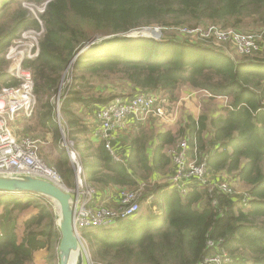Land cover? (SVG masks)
<instances>
[{
  "label": "trees",
  "instance_id": "trees-1",
  "mask_svg": "<svg viewBox=\"0 0 264 264\" xmlns=\"http://www.w3.org/2000/svg\"><path fill=\"white\" fill-rule=\"evenodd\" d=\"M25 2L45 4L39 14L42 24ZM257 16L255 22L264 24V0H0V89L19 84L8 73L5 57L12 39L27 28L44 29L39 55L25 62L38 102L24 122V133L52 134L61 153L48 164L68 188L75 187V167L62 146L63 129L78 153H95L97 168L86 170L88 184L135 190L139 204L152 200L150 208L158 198L161 215L152 210L148 218L138 215L96 232L83 230L97 264H206L213 255L222 264H264V58L249 64L258 58H231L205 41L126 36L142 28L196 27L205 21L222 29L244 28ZM70 69L73 80L67 84ZM184 85L226 95L231 103L209 122L206 116L190 118L198 128L190 126L185 137L190 156L206 162L209 173L227 177H209L207 184L193 181L181 194L170 182L149 183L171 161L160 146L149 164L145 139L135 138L133 155L116 161L106 142L91 136L89 115L117 97L148 94L161 103L173 100ZM119 86L130 92L123 97L105 94ZM210 125L213 144L208 146L202 133ZM140 180L146 182L142 188ZM222 181L242 183L247 205L219 191ZM46 198L0 195V264H29L42 248L55 256L52 245L59 242L60 226L43 202ZM31 206L37 211L20 223L18 215Z\"/></svg>",
  "mask_w": 264,
  "mask_h": 264
},
{
  "label": "built area",
  "instance_id": "built-area-1",
  "mask_svg": "<svg viewBox=\"0 0 264 264\" xmlns=\"http://www.w3.org/2000/svg\"><path fill=\"white\" fill-rule=\"evenodd\" d=\"M43 8L40 12H43ZM42 24L37 13H33ZM184 35L195 39L230 41L235 50L243 55H250L260 48V38L255 34L242 33L234 28L222 29L219 26L208 27L177 26ZM36 30V29H35ZM23 30L7 48L6 59L11 62L8 73L19 80L17 85H6L0 89V175L18 176L30 175L48 180L64 191L71 193L74 199L75 230L83 240L81 234L84 229L110 226L118 220L128 219L137 214L140 206L137 203L138 193L135 191H124L117 211L97 210L93 207L96 189L88 184L86 170L79 153L76 149L69 151L71 163L75 167L76 185L68 188L56 168L45 161L41 154L39 140L29 136L19 137L14 130V123L19 118L28 119L33 116L38 99L34 91V79L32 71L25 67V62L36 58L40 53V40L43 29ZM67 84L73 80L72 69L67 71ZM65 83V84H66ZM63 84V83H62ZM203 91L212 99H227L226 95L214 94L206 89ZM164 102V101H163ZM58 106L60 101L57 102ZM165 105H158V99L152 95L139 94L133 99L125 100L121 97L115 98L105 107L96 112L101 124V132L104 137L109 131L124 127L128 118L144 121L151 115L166 116ZM106 148L110 155L117 160L116 152L111 143L106 142ZM189 143L186 139L179 140L171 149L170 155L174 165V174L171 177L172 185L182 193L187 192L184 181H196L198 184L209 182V168L206 162L189 160ZM217 189L231 196L239 197L244 205H247V194L237 191L228 181H222ZM101 208V207H100ZM85 264H96L91 261L89 246L82 241ZM207 259L206 264H222L219 256Z\"/></svg>",
  "mask_w": 264,
  "mask_h": 264
},
{
  "label": "crops",
  "instance_id": "crops-1",
  "mask_svg": "<svg viewBox=\"0 0 264 264\" xmlns=\"http://www.w3.org/2000/svg\"><path fill=\"white\" fill-rule=\"evenodd\" d=\"M183 87L185 88L181 87L176 96V99L173 100L174 105L172 107L170 115L165 117L149 116L146 120L141 122L135 120L134 118H128L127 125L124 129L109 131L106 137H104L101 132V124L96 116V112L98 110V108L96 107L94 111L90 112L89 115V123L91 124V136L93 138H96L95 140L97 142L102 139L105 142L108 141L109 143H111L117 154L116 161H127L126 159L133 155V141L135 138L145 139L148 151V153L146 154V159H148L149 164H151L152 162L154 153L158 154L157 147L160 146L161 153L168 158L170 157L171 161L169 164L161 168L163 170L162 173H154L152 176L153 181L150 180L149 183L153 184L154 182H156V180L159 182H170V188H175L171 182V177L174 172V165L169 151L179 140L189 136L190 126L198 128V125L196 123H191L190 118H194L195 120H197L200 116H206L209 122V119H217V117H219L221 114H224L226 108H229L231 103V99L228 96L227 99H212L209 98L203 91L194 90L188 85H185ZM25 121L26 119L19 118L17 122L14 123V130L19 137L26 136L24 133ZM211 130L212 129L210 125V131L208 132L207 130H204L202 133V138L205 140V142L208 143V146L213 144V141L211 140ZM62 132L64 136L65 133L63 129ZM172 136L173 139L170 140ZM62 146L64 147L63 144ZM41 152H43L44 155L47 156L50 160H52V158L59 157L61 153L60 146L54 142L53 136H49V138H47L46 145L41 146ZM67 152L69 155V151ZM79 155L83 164H85V170L92 166L95 167V169L97 168V159L92 149H87V151H85L83 154L79 153ZM209 175L212 181L220 177H227V175H225L223 172H210ZM184 182L186 186H190L193 181ZM139 183H141L142 188L146 182L140 180ZM170 188L169 190H171ZM95 189L96 193L94 195V201L92 203L95 208L104 206L113 208L118 207L122 199V194L125 191V189L120 185L115 184H99L95 186ZM177 190L181 194H183L179 189ZM164 193H166V191ZM148 203H152V200L146 202V208H144V211H140L137 215L130 218H134L138 215L148 218ZM154 211L158 215H161V209L159 207H154ZM116 223H113L110 226H116ZM105 227L106 226H103L102 228ZM99 229L101 228L93 229V231L96 232ZM42 255L43 254H34L33 260H38L39 256Z\"/></svg>",
  "mask_w": 264,
  "mask_h": 264
},
{
  "label": "rangeland",
  "instance_id": "rangeland-1",
  "mask_svg": "<svg viewBox=\"0 0 264 264\" xmlns=\"http://www.w3.org/2000/svg\"><path fill=\"white\" fill-rule=\"evenodd\" d=\"M23 5L26 6V7H29V9H30V11L32 13H37L38 15L40 14V11L43 8H45V4H36V3L33 4V3L25 2ZM259 17L260 16L254 17L252 19H248L247 24H246V26L244 28H242V27H232V26L227 27V29L234 28V29H236V30H238V31H240L242 33L255 34V35L258 36V38H260V40H259V42H260V48H259V50L258 51L255 50L250 55H243V54L237 52L235 50V48L233 47L234 45L232 43H230V41H227V40L226 41H221V40L215 41V40H212V39L211 40H206L204 38L195 39V37L194 38H191V37H189L187 35H184L183 33H181V31L179 29H175V27L181 26V25L166 26V27H163V26L159 25V26H155L153 28H142V29H139L137 31H132L131 33H133V32H141V33L142 32H145L147 34L153 33V34H155V37L158 38V40H163V41H168L169 39H176V38H178V39H188V40H191L193 42L205 41V42L209 43L210 45H213L214 47L219 48V50H222L223 52H225L231 58H235V59L237 58L239 60H248V59L258 58L257 60H254V61H248V63L251 64V63H256L257 61H260V59L262 60L264 58V24H258L254 20L256 18L258 19ZM210 25L218 26L213 21H205L204 23L199 24L196 27L205 28V27H208ZM182 26H189V25H182ZM28 29L29 30H35V28H27L25 30H28ZM41 29H43V28H41ZM41 29H36V30H41ZM43 33H44V29H43ZM43 33H42V35H43ZM17 37L13 38L12 41H11V43ZM11 43L8 45V47L11 45ZM6 52H7V49L5 51V54H6ZM10 65H11V62L8 60V70L10 68ZM182 88H185V87L182 86ZM199 90H201V89H199ZM129 92H130L129 87L119 86L118 88H114V87L108 88L105 91V94H111L112 93V94H115L117 96L119 95V96H122L123 97V95L128 94ZM136 96L137 95H135V96H133L131 98H128V99H133ZM175 99H176V97L173 100H175ZM169 100L168 101L165 100L163 103L158 102V105L161 106V107L163 105H165V110L167 111L166 116H168V115L171 114V110H172V107L174 105L173 104V100H170V101ZM59 107H60V105L58 106V108ZM151 116L152 117H163V115H159V114L151 115ZM58 117L60 119V114H58ZM60 121H61V119L58 120L59 124L61 125V122ZM126 125H127V122L124 125V127L118 128L116 130L124 129L126 127ZM27 136H29L30 138H33L35 140H39V145H40V148H41V146H45L46 145L47 138H49V136H52V134L51 133H47V132H44V133H41V132L34 133L33 132V133H30ZM62 144L64 145V147H65V149L67 151H71V150L75 149L74 148V143L71 141V139L69 140V138L66 136V134H64V136L62 138ZM43 157H44V159L48 163H50V161H52L47 156H45L44 153H43ZM189 160L190 161H194V157L189 155ZM209 177H210V175H208V178ZM229 182L232 183L233 187L237 191H239V192H244L245 191L244 186H243L242 183H236V182H233V181H229ZM186 187H187V191H188V186H186ZM125 191H134V190H132V189H125ZM15 196H18V195H15ZM20 197H22V195ZM154 201H155V204L154 205H151V208H150V205H149V208L147 209V210H149V212L152 211V210H154V207L157 206L158 198H154L153 199V203H154ZM43 202H45V204H47V206H49L55 212V222H56V225L57 226H60V222H61V219H60V209H59L57 203L54 200H52V199L48 200L47 198ZM138 204H139V202H138ZM139 206H140V210L141 211H144V208H146V203H140ZM117 208L118 207L113 208V207H106V206H104V207H101V208L99 207L97 210H113V211H117ZM36 211H37V208L31 206L30 208H28V209L20 212V214L18 215V218H19L20 222H22V221L26 220L27 218H29V216L32 213H35ZM121 220H126V219H121ZM118 221H120V220H118ZM118 221H116V222H118ZM81 236L83 238V240H81V242L84 241L85 242V245H88L89 246V252L91 254V261H94V259L92 258V251H91V247H90V241L88 239H86L83 234H81ZM60 241H61V236L59 238V242H54V244L52 245V249H53L52 250L53 251L52 253L55 254L54 257L51 258V256L48 255L51 252H49L47 248H42V249H39L38 251H36L34 254H43V255L42 256H39V259L38 260L35 259L31 263H29V264H60V257H59V245H60ZM213 256H215V255H213ZM213 256H210L208 259H211V260L214 259ZM85 263H86V259L84 258V264ZM213 264H215V262H213Z\"/></svg>",
  "mask_w": 264,
  "mask_h": 264
},
{
  "label": "water",
  "instance_id": "water-1",
  "mask_svg": "<svg viewBox=\"0 0 264 264\" xmlns=\"http://www.w3.org/2000/svg\"><path fill=\"white\" fill-rule=\"evenodd\" d=\"M126 36L155 37V34L145 32H129ZM95 42L92 40L89 44ZM84 51L82 49L79 55ZM78 55V56H79ZM59 100L57 97L56 101ZM34 194L54 200L60 209V233L59 245L60 264H71L73 254H77L75 264H84L82 242L74 226L75 205L71 193L64 191L52 182L30 175H0V195L2 194Z\"/></svg>",
  "mask_w": 264,
  "mask_h": 264
},
{
  "label": "bare ground",
  "instance_id": "bare-ground-1",
  "mask_svg": "<svg viewBox=\"0 0 264 264\" xmlns=\"http://www.w3.org/2000/svg\"><path fill=\"white\" fill-rule=\"evenodd\" d=\"M7 194V193H6ZM2 195H5V194H2ZM12 195H22V196H24V195H26V194H12ZM106 227H108V226H106ZM95 228H97V227H95ZM76 258H77V254H73V257H72V260H71V264H75V262H76Z\"/></svg>",
  "mask_w": 264,
  "mask_h": 264
},
{
  "label": "clouds",
  "instance_id": "clouds-1",
  "mask_svg": "<svg viewBox=\"0 0 264 264\" xmlns=\"http://www.w3.org/2000/svg\"><path fill=\"white\" fill-rule=\"evenodd\" d=\"M58 102V101H57Z\"/></svg>",
  "mask_w": 264,
  "mask_h": 264
}]
</instances>
